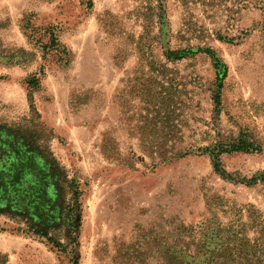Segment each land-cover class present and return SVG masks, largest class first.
<instances>
[{
    "label": "rangeland",
    "instance_id": "1",
    "mask_svg": "<svg viewBox=\"0 0 264 264\" xmlns=\"http://www.w3.org/2000/svg\"><path fill=\"white\" fill-rule=\"evenodd\" d=\"M263 7L0 0V264H264Z\"/></svg>",
    "mask_w": 264,
    "mask_h": 264
},
{
    "label": "trees",
    "instance_id": "2",
    "mask_svg": "<svg viewBox=\"0 0 264 264\" xmlns=\"http://www.w3.org/2000/svg\"><path fill=\"white\" fill-rule=\"evenodd\" d=\"M264 9V7H263ZM54 42L56 43V40H54ZM56 45V44H53ZM218 68L220 67V63L218 61ZM225 69V67H224ZM220 74H222L220 72ZM225 73L222 74V78L225 77ZM221 78V80H222ZM222 149H220V151H218V155L228 152H256L259 151L260 148L254 143V142H249L247 139L245 138H241L238 142L232 143L231 145L227 146V147H221ZM216 166H219V161H217ZM78 199L75 198L74 202H73V206L69 209L68 211V219L71 221L72 225L74 226L76 224V218H77V209L79 207L78 204ZM198 248V246H195L194 241L192 240L191 243L188 244H184L179 246V249L175 250V254L173 256V263L174 264H182L183 262L180 260L181 257H184L185 255L190 257L192 256V254L194 255V252L196 251V249ZM199 249L202 250V246H199ZM235 249V248H234ZM250 255L247 254L246 258H249Z\"/></svg>",
    "mask_w": 264,
    "mask_h": 264
}]
</instances>
